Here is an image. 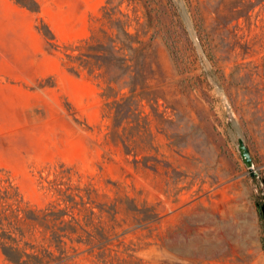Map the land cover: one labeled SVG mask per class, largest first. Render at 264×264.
Segmentation results:
<instances>
[{"label": "rangeland", "instance_id": "rangeland-1", "mask_svg": "<svg viewBox=\"0 0 264 264\" xmlns=\"http://www.w3.org/2000/svg\"><path fill=\"white\" fill-rule=\"evenodd\" d=\"M37 1L0 0V180L57 211L65 236L50 247V229L24 224L26 239L62 255L51 264H264V4L217 17L218 0H118L148 41L127 117L111 66L77 60L86 38L116 36L109 0Z\"/></svg>", "mask_w": 264, "mask_h": 264}, {"label": "trees", "instance_id": "trees-1", "mask_svg": "<svg viewBox=\"0 0 264 264\" xmlns=\"http://www.w3.org/2000/svg\"><path fill=\"white\" fill-rule=\"evenodd\" d=\"M234 1L236 5H231ZM218 0V5L215 9L217 17L231 11L237 14V17L242 16L245 9H251V4L261 3L264 0ZM20 4L27 6L35 12L40 11V5L37 0H17ZM111 6L108 9V18L112 28L117 29L116 36H112L111 43L106 45L103 42L95 39L94 35L86 38V49L81 50L77 56V60L81 66L90 70L104 69L111 66V75L108 77V88H113V83L123 82L125 87H129L128 92H123L122 98L128 101L127 117L130 115L132 101L136 97L138 84L136 81L141 74L140 59L146 57L148 41L140 35H136L129 28V23L123 20L119 15L122 13L121 2L118 0H109ZM46 28L39 27V30L47 37L49 42L54 43L55 33L52 28L44 23ZM199 27L203 37L201 39L208 41L205 18L200 14ZM203 32V33H202ZM205 32V33H204ZM210 43V42H209ZM140 53V55H139ZM144 87L143 81L140 83ZM109 98L108 105L110 106L114 121L120 115L118 105L121 103L119 94L114 95L108 91L104 92ZM112 98V99H111ZM117 125L114 124V127ZM259 213L263 216L260 212ZM57 211L51 208H38L30 204L23 196L19 187L11 180L2 182L0 180V249L4 253L10 264H51V262L59 260L62 255H56L55 251L50 248L52 245L62 249L64 242V234L60 233V237L54 235L57 230L50 227L49 220L55 219ZM64 214L59 217L61 222L65 221ZM24 224L43 225L52 231L53 237H50V247L42 250L36 249V246L26 239L27 233ZM63 232H67L66 229ZM62 252V251H61Z\"/></svg>", "mask_w": 264, "mask_h": 264}, {"label": "water", "instance_id": "water-1", "mask_svg": "<svg viewBox=\"0 0 264 264\" xmlns=\"http://www.w3.org/2000/svg\"><path fill=\"white\" fill-rule=\"evenodd\" d=\"M239 149L244 162L251 171L252 176L253 177L259 176V171L255 167V161L251 149L243 136L239 137ZM260 212L264 217V201L260 203Z\"/></svg>", "mask_w": 264, "mask_h": 264}]
</instances>
